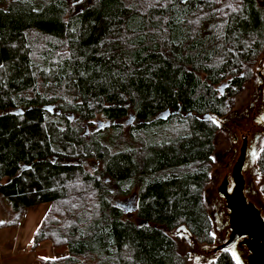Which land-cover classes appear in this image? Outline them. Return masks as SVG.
Returning a JSON list of instances; mask_svg holds the SVG:
<instances>
[{
	"label": "trees",
	"instance_id": "1",
	"mask_svg": "<svg viewBox=\"0 0 264 264\" xmlns=\"http://www.w3.org/2000/svg\"><path fill=\"white\" fill-rule=\"evenodd\" d=\"M263 48L264 0H0V196L11 227L50 204L29 252L66 248L36 263L185 264L179 227L210 244L213 119ZM257 167L264 195V146Z\"/></svg>",
	"mask_w": 264,
	"mask_h": 264
},
{
	"label": "rangeland",
	"instance_id": "2",
	"mask_svg": "<svg viewBox=\"0 0 264 264\" xmlns=\"http://www.w3.org/2000/svg\"><path fill=\"white\" fill-rule=\"evenodd\" d=\"M258 92L260 93L258 94ZM256 95H258L257 99H259V104H264L261 102V98H264V48L261 51V53L257 56L255 61L253 62L250 68V71H249V79L243 86V89L236 95L235 105L233 106V109L231 110V112L223 118L213 119L217 127V132L215 135L214 152L212 155V167L210 169L209 178H208V181L206 183L204 193H203L204 205L207 210L208 216L212 222L211 224V232H212L211 233L212 234L211 243L206 244L207 240L204 243H200V244L197 243L196 241H194L193 237L189 235V233L184 231V228L182 227H179L175 229L172 233H170L171 237L177 242L178 254L185 260V264H209L217 256L218 252H215V250L219 246V244L222 245L226 243L228 240L225 234L223 233L224 230L222 233L217 232L215 230V226L212 221L214 212H217V213L220 212L222 214V218H221L222 224L226 223L227 221L226 216L225 218L223 216L224 206L216 202V199H215L217 198L216 187L222 181L223 176L227 174L225 172V169L221 168L220 161L226 149L232 146L231 139L233 138L234 135H239V134L242 136L250 135V138H252V136L254 135H257L261 137L262 139H264V117H259L260 116L259 113H257L255 116L261 119V122H260L261 124H257V125H254V122L252 120L253 115L251 116V113H250V118L247 121H237L236 117L234 118L232 117L233 119L230 117L231 114H233V111L243 112L245 111L244 110L245 108H249L250 104L254 101ZM132 122L133 120L126 118L125 120H122L120 124L123 125L124 127H127L131 125ZM235 122L237 123L239 122V124H234ZM82 135H83V130H82ZM258 157H256L254 163L252 162L248 168L249 174L247 177L248 179L247 182L249 186L251 187V191L253 193L251 195L250 200L252 204L257 209H259V211H261L262 218L264 220V195L261 190L262 178L259 174L258 167H257ZM87 169L89 172H92L93 170L92 168H87ZM1 199L3 198L0 196V220L4 219L5 222L0 224V250L2 251V253L0 251V258H1V255L3 254L2 258L4 259V258H7L6 254L10 253L9 252L10 248L8 247L9 242H11L13 235L17 234V231L20 229L24 216L21 219V221L18 222L17 226L15 227L9 226L11 225V219H12L11 208L7 209L2 204ZM130 201H131V197L127 199L117 198L114 200V202L117 205L123 204L125 205V208L131 209L132 204L129 203ZM48 206L49 207H48L47 212L50 209V204ZM125 208H121V209L124 211ZM125 214H127L129 218L134 219L133 213H125ZM227 229L225 228V231ZM45 244L48 245L50 250H52L53 252V255L49 256V258L51 259H47L46 261L59 259L66 255V248L64 247L54 248L51 246L50 243H45ZM45 244H42L39 247H45L44 246ZM26 250H27V253L31 256L30 262L37 264L36 263L37 257L34 256V252L32 253L29 252L28 247ZM227 252L233 257L236 264H247L248 252L245 249H240L238 246H235V247L233 246L232 248L227 250ZM14 254H15V251H14ZM9 257H11V255H9ZM42 260H45V259H42ZM24 261L26 262V260ZM11 262L12 261L4 260L3 264H7ZM21 264H26V263L23 262Z\"/></svg>",
	"mask_w": 264,
	"mask_h": 264
},
{
	"label": "water",
	"instance_id": "3",
	"mask_svg": "<svg viewBox=\"0 0 264 264\" xmlns=\"http://www.w3.org/2000/svg\"><path fill=\"white\" fill-rule=\"evenodd\" d=\"M46 110L52 112L53 108L48 107ZM169 115L170 113L167 111L159 119L165 120ZM108 125V123L98 122L96 129ZM245 143V137H242L240 157L232 170L234 186L231 193L227 194L226 192L227 179L223 181L222 187L219 189L220 194L225 198V208L228 211L229 235L227 242L218 246L215 252L229 250L239 241L238 246L244 247L248 252L247 264H264V220L259 209L246 201L243 192L245 180L241 175V170L246 151ZM117 206L122 208L123 204ZM134 211L135 204L132 203V208H125L124 213H133Z\"/></svg>",
	"mask_w": 264,
	"mask_h": 264
},
{
	"label": "flooded vegetation",
	"instance_id": "4",
	"mask_svg": "<svg viewBox=\"0 0 264 264\" xmlns=\"http://www.w3.org/2000/svg\"><path fill=\"white\" fill-rule=\"evenodd\" d=\"M260 92H258L259 94ZM257 96H255L254 101L250 104L249 108H245L243 112H237V111H233V114H231V118L236 117L237 121H247L250 118V113L252 116V120L254 122V125L257 124H261V119L258 118L257 116H255L257 113H259V117H264V104H259V99H257ZM261 102L264 103V98H261ZM70 118H72L71 116H69ZM232 118V119H233ZM133 120V119H132ZM101 122L99 119L90 121L89 124H85L83 125V136H88L90 134H93L95 132H98L99 130L102 129H96L97 127V123ZM234 124H239V122H235ZM235 126V125H234ZM242 137H245L246 143V151H245V155H244V162H243V166H242V170H241V175L245 180V186H244V197L246 199L247 202L252 203L250 198L251 195L253 194L251 191V187L249 186L248 182H247V177H248V168L251 165V163L255 161L256 157H258V155L260 154V152L263 149L264 146V139H262L261 137L254 135L252 136V138H250V135L247 136H242V135H234L233 138L231 139V144L232 146L227 148L226 151L224 152V154L222 155V159L220 161V166L221 168L225 169V172L227 174H225L223 176L222 181L220 182V184L216 187V193H217V198L216 202L222 204L224 206V213L223 216L225 218H227V209L225 208V198L223 197V195L220 194L219 189L222 187L223 181L225 179H227L228 183L226 184V192L231 193L232 188L234 186V182H233V178H232V170L235 168L239 157H240V151H241V145H242ZM230 141V139H229ZM84 168H92L93 170L95 168H98V165L95 163V161L93 160H89ZM131 197V201L129 203H136V199L134 195H130L127 198ZM213 197V195H212ZM126 198V199H127ZM122 208H125V205H123ZM226 209V210H225ZM261 212V211H260ZM220 213V212H219ZM217 212H214L213 217H212V221L214 223L215 226V230L217 232L222 233L224 230V234L228 239V235H229V226H228V218L226 223L222 224L221 222V218H222V214ZM262 215V214H261ZM225 228L227 229L225 231ZM239 241L237 242V244L234 245L238 246ZM221 244H219L220 246ZM239 247V246H238ZM240 249H245L244 247H239ZM246 250V249H245Z\"/></svg>",
	"mask_w": 264,
	"mask_h": 264
},
{
	"label": "crops",
	"instance_id": "5",
	"mask_svg": "<svg viewBox=\"0 0 264 264\" xmlns=\"http://www.w3.org/2000/svg\"><path fill=\"white\" fill-rule=\"evenodd\" d=\"M2 204L7 208L10 209V205L7 201L4 199H1ZM48 203L40 204L35 207H30L26 209L24 214L23 222L21 223L20 229L17 231V234L13 235V238L11 239V242H9V254H6L7 258H2L3 254L0 258V264H3V261H12L11 263L7 264H35L30 262V255L27 253V247L29 245L30 239L37 229L38 225L46 215V212L48 210ZM4 221L0 220V224H2ZM12 237V236H11ZM6 246V245H5ZM45 247H39L34 251V256L41 259H51L49 256L53 255L52 250H50L48 245H44ZM1 251V250H0ZM13 251V252H12ZM15 251V254H14ZM2 253V251H1ZM11 255V257H9ZM9 257V258H8ZM12 258V259H11ZM29 258V260H28ZM18 259V260H17ZM26 260V262L24 261Z\"/></svg>",
	"mask_w": 264,
	"mask_h": 264
}]
</instances>
